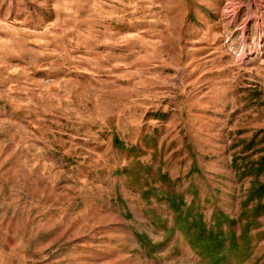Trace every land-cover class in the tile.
<instances>
[{"label": "rangeland", "instance_id": "obj_1", "mask_svg": "<svg viewBox=\"0 0 264 264\" xmlns=\"http://www.w3.org/2000/svg\"><path fill=\"white\" fill-rule=\"evenodd\" d=\"M0 264H264V0H0Z\"/></svg>", "mask_w": 264, "mask_h": 264}, {"label": "bare ground", "instance_id": "obj_2", "mask_svg": "<svg viewBox=\"0 0 264 264\" xmlns=\"http://www.w3.org/2000/svg\"><path fill=\"white\" fill-rule=\"evenodd\" d=\"M245 40H247V39H245ZM245 40H244V41H245ZM252 53H253V50L250 49V48H248V47L245 45V46H244V49H243V53H242L243 57H247V56L251 55Z\"/></svg>", "mask_w": 264, "mask_h": 264}]
</instances>
